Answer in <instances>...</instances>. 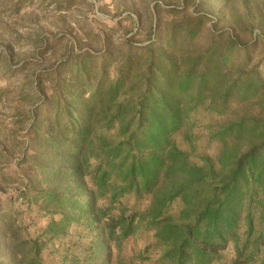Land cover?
<instances>
[{"label":"trees","instance_id":"1","mask_svg":"<svg viewBox=\"0 0 264 264\" xmlns=\"http://www.w3.org/2000/svg\"><path fill=\"white\" fill-rule=\"evenodd\" d=\"M182 1L199 8L206 0ZM229 1L237 6L231 32L207 28L206 17L186 13L185 6L166 9L171 19L162 21L164 11L155 4L147 43L106 39L99 54H76L72 78H85L91 90L80 92L72 78L61 79L63 90L45 97L53 127L66 116L64 135L50 124L37 132L54 147L38 153L39 180L47 187L37 189L25 176L21 192L27 214L42 225L32 224L33 233L22 237L14 230L8 262L1 264H146L148 245L123 253V242L139 228L163 245L157 259L163 264H212L230 243L234 255L226 264L259 258L264 77L251 60L258 44L264 60V2ZM241 34L255 35L241 41ZM53 73L52 90L60 79ZM235 93L256 99L243 115L218 125V155L190 160L172 135L190 128L199 109L224 113ZM57 182H66L62 192Z\"/></svg>","mask_w":264,"mask_h":264},{"label":"rangeland","instance_id":"2","mask_svg":"<svg viewBox=\"0 0 264 264\" xmlns=\"http://www.w3.org/2000/svg\"><path fill=\"white\" fill-rule=\"evenodd\" d=\"M155 4L164 11L160 15L162 21L171 19L166 9H182L185 6L186 13L204 15L207 28L223 32H231L232 11L237 7L224 0H206L199 8L191 3L184 4L182 0H0V264L8 262L7 243L14 230L17 231L16 237H22L33 233L32 224L37 227L42 225V221L27 214L26 201L22 199L21 192L25 176L33 179V184L39 186L37 189L47 187L39 180L42 175L38 163H41L42 157L38 153L54 147L50 144L45 146L37 133L52 124L53 114L45 109V97L63 90L61 79L64 81L74 76L76 54L97 55L106 39L118 42L132 37L136 45L147 43V31L155 19ZM181 18L174 15L172 19ZM253 35L241 34L240 39L249 40ZM260 47L258 44L252 50L251 63H260L264 77ZM242 59L241 52L237 61L240 63ZM97 62L93 65L97 66ZM54 70L60 72V79L52 90ZM71 81L80 92L91 90L85 78L81 81L72 78ZM229 99L231 108L224 113L199 109L195 115L190 114L194 121L190 128L183 126L172 135V140L188 152L190 160L204 155L211 158L218 155L222 144L213 136L218 125L243 115L256 97L246 98L235 93ZM72 105L77 107L80 103L72 101ZM65 117L64 114L60 117V126L51 125L54 134L64 135L62 125ZM56 184H60V192L67 185L66 182ZM132 199L133 196L129 199L130 203ZM32 208L33 212H37ZM15 219L16 222H13ZM147 245L150 246V258L146 264H163L157 260L163 252V245L157 243L152 231L137 229L123 242V253H136ZM233 250V244H228L222 251V257L212 264L228 263L234 255ZM263 257L264 247H261L259 258L253 264H260ZM16 263L24 264L22 261Z\"/></svg>","mask_w":264,"mask_h":264}]
</instances>
